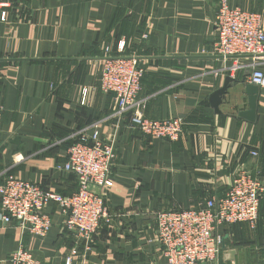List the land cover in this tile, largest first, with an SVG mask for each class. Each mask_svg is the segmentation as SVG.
<instances>
[{
  "label": "crops",
  "instance_id": "1",
  "mask_svg": "<svg viewBox=\"0 0 264 264\" xmlns=\"http://www.w3.org/2000/svg\"><path fill=\"white\" fill-rule=\"evenodd\" d=\"M227 1L259 12L264 23V0ZM219 2L0 0V177L68 197L78 187L62 169L72 144L97 131L116 150L113 186L100 190L113 217L89 250L51 203L45 238L0 220V264L22 246L45 264H166L159 212L196 208L225 192L241 169L264 181V89L256 120L241 118L249 112L250 61H237L234 71L235 59L215 54ZM111 57L137 58L145 69L142 91L124 111L100 87ZM226 77L236 81L217 113L210 96ZM143 119H181L184 131L176 143L148 139L137 129ZM222 248L219 264L264 263V197L256 229H227Z\"/></svg>",
  "mask_w": 264,
  "mask_h": 264
},
{
  "label": "built area",
  "instance_id": "2",
  "mask_svg": "<svg viewBox=\"0 0 264 264\" xmlns=\"http://www.w3.org/2000/svg\"><path fill=\"white\" fill-rule=\"evenodd\" d=\"M214 25L218 31L215 54L236 62L249 59L245 65L250 71L248 81L264 89L262 15L233 8L227 0H220ZM240 66L234 64V71ZM144 76L145 69L137 58H107L99 77L101 91L113 94L117 106L124 111L135 104ZM4 114L0 102V130ZM137 129L148 139L171 143L179 141L184 131L181 119H143ZM115 158V147L104 143L97 131L87 140L72 144L62 169L76 177L78 187L68 197L11 174L0 177V220L45 238L52 229L47 207L54 203L63 210L65 229L89 250L100 227L113 217L100 190L113 186L111 166ZM263 197L264 181L241 169L225 192L211 196L196 208L159 212L155 220L157 241L166 264H219L223 232L239 224L255 230ZM9 264L45 263L22 246L10 256ZM67 264H72L69 259Z\"/></svg>",
  "mask_w": 264,
  "mask_h": 264
},
{
  "label": "water",
  "instance_id": "3",
  "mask_svg": "<svg viewBox=\"0 0 264 264\" xmlns=\"http://www.w3.org/2000/svg\"><path fill=\"white\" fill-rule=\"evenodd\" d=\"M236 80L234 78L226 77L225 83L221 89H218L210 96V104L219 113V107L223 103V100L231 88L232 84ZM259 87L254 85H247L246 86V94L249 97V112L247 113H240L241 118H246L251 122L256 120L257 116V109H258V95H259Z\"/></svg>",
  "mask_w": 264,
  "mask_h": 264
}]
</instances>
